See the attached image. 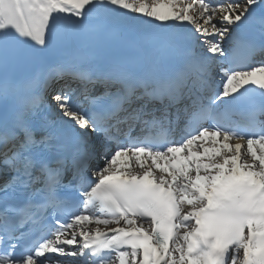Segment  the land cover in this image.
Instances as JSON below:
<instances>
[{
  "label": "snow or ice",
  "instance_id": "obj_1",
  "mask_svg": "<svg viewBox=\"0 0 264 264\" xmlns=\"http://www.w3.org/2000/svg\"><path fill=\"white\" fill-rule=\"evenodd\" d=\"M0 264H264V0H0Z\"/></svg>",
  "mask_w": 264,
  "mask_h": 264
},
{
  "label": "bare ground",
  "instance_id": "obj_2",
  "mask_svg": "<svg viewBox=\"0 0 264 264\" xmlns=\"http://www.w3.org/2000/svg\"><path fill=\"white\" fill-rule=\"evenodd\" d=\"M94 227V226H93ZM103 227V226H102Z\"/></svg>",
  "mask_w": 264,
  "mask_h": 264
}]
</instances>
